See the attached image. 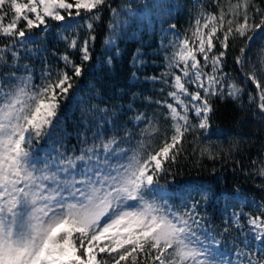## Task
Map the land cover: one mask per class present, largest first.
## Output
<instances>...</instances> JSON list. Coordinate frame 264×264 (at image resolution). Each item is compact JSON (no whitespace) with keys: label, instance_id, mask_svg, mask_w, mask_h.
<instances>
[{"label":"snow or ice","instance_id":"snow-or-ice-1","mask_svg":"<svg viewBox=\"0 0 264 264\" xmlns=\"http://www.w3.org/2000/svg\"><path fill=\"white\" fill-rule=\"evenodd\" d=\"M212 2L215 11L202 9L197 15L193 39L185 36L172 44L166 71L147 78L171 89V102L154 101L167 109V126L137 113V126L145 127L136 148L124 146L133 138L127 131L123 137L106 139L102 132H93L92 143L85 137L78 155H65L45 145L55 143L61 100L67 99L73 78L83 75V62L92 58L93 20L110 7L109 0H0V37L10 40L0 48V61L9 51L15 60L17 44L28 42L32 29L43 26L46 32L49 20L64 25L67 32L74 24H65L66 15L70 21L80 18L89 30L82 42L78 36L62 37L68 48L79 51L81 63L65 53L64 67L55 73L43 69L39 85L27 66V75L15 77L13 72L12 79L0 82V264H264V206L260 215L233 212L226 222L243 229L241 219L247 216L252 233L245 235L242 248L235 247L232 259V252L225 253L205 226L199 207L223 201L226 211L236 194L219 189L215 178L177 184L173 171L179 158L189 155L188 136L210 128L212 99L236 100L243 92L224 71L230 41H244L235 63L255 86L249 102L264 114V76L258 74L264 73V48L258 52L259 67L248 55L264 37V8L255 0ZM114 43L111 36L106 41ZM139 60L134 55L133 65ZM96 111L102 124H115L104 120L106 108ZM157 137H162L158 147ZM191 153L220 158L211 147L196 143ZM252 163L264 177V160ZM162 176L171 177L170 188L160 187Z\"/></svg>","mask_w":264,"mask_h":264},{"label":"trees","instance_id":"trees-1","mask_svg":"<svg viewBox=\"0 0 264 264\" xmlns=\"http://www.w3.org/2000/svg\"><path fill=\"white\" fill-rule=\"evenodd\" d=\"M122 1L109 0L110 7L102 9L99 20H93L92 34L96 39L90 44L92 58L83 62V75L73 78V87L69 90L67 99L61 100L59 110L61 122L55 134V143L49 141L45 145L46 150L54 146L65 155L73 153L78 155L85 137L89 144L92 143L93 132H102L105 139L114 134L118 138L123 137L126 131L134 133L132 106L137 108L140 103L133 99L141 92V85L131 81L134 72L131 62L137 44L120 42L121 53L111 57L110 65L106 64L104 53L105 41L109 35L111 9H118ZM255 3L264 8V0H255ZM211 4L204 5L210 12L216 8L215 4ZM68 19L66 15V20ZM80 25L76 28L80 34L76 36L82 42L89 30ZM20 26H24V21L20 22ZM62 26L59 22L49 20L46 32L43 31V26L30 30L29 41L23 45L17 44L18 56L15 60L10 51L3 53L4 60L0 61V82L12 79L13 72L15 77L27 75L25 72L27 66L29 72L33 73V82L39 85L43 69L50 68L55 73L64 67L61 56L65 53L76 63H81L79 51L68 48L66 43L60 41L58 32ZM9 43V38L0 37V48ZM243 43L242 40L230 41L224 61V71L229 73L232 81L243 87L241 96L236 100L212 99L214 111L211 113L210 128L207 131L197 129L188 136L185 147L189 155L180 157L178 164L173 166V171L177 173V184L182 181L198 182L215 178L219 181V189L236 194L231 204L237 197L244 198L252 205H257L256 214L260 215V206H264V177L258 174L259 165H253L252 161L264 160V114L259 113L255 103L249 102V93H255V86L246 81L244 72L235 63ZM260 44L258 40L248 53L258 67ZM258 74L262 75L259 72ZM75 94L79 95V98L73 99ZM104 108L108 110V115L115 114L110 120L115 122L114 125L102 124L96 109ZM148 116L151 119L154 114L149 111ZM160 123L167 126L165 120H160ZM195 123L198 121L195 120ZM161 139L162 137L155 139V146L160 145ZM194 143L211 147L220 158L209 160L207 157L193 156L191 148ZM170 180L171 177L162 176L159 181L160 187L170 188L172 186ZM199 211L207 220L205 226L216 235L221 248H228L234 252L235 247L243 245L241 241L250 228L244 225L243 229H237L231 223H226L230 219L223 201L218 206H206L202 203ZM225 227L228 228V232H224ZM248 235L251 236L250 233Z\"/></svg>","mask_w":264,"mask_h":264},{"label":"rangeland","instance_id":"rangeland-1","mask_svg":"<svg viewBox=\"0 0 264 264\" xmlns=\"http://www.w3.org/2000/svg\"><path fill=\"white\" fill-rule=\"evenodd\" d=\"M21 2H26V0H21ZM206 3L209 5L212 3L211 5H213L212 0H123L117 9L118 14L114 15L112 12L110 24L108 25L109 35L106 41L111 36L115 40V43L109 45L105 41L104 53L106 64L110 65L109 59L112 56H118L117 52L121 53L120 42L136 43L137 49L134 55L138 54L140 58L135 66L133 65V57L131 62L136 73L135 78L132 74L131 81L141 85V92H138L133 99V101H138L140 106L137 108L132 106V123L135 130L132 134V140L130 143L125 144V147L136 148L138 141L142 139L140 133L145 127V123L137 126V122L134 119L137 113H143L150 119V116H148V112L150 111L154 114L151 119L164 120L167 109L157 105L154 101L167 100L171 102L167 95L171 89L169 85L159 80L152 81L147 78L152 76L160 77L166 71L165 57L171 55L173 51L172 44L178 42V38L187 36L189 40L193 39L192 31L197 15L202 9L209 11L204 6ZM67 23H73L74 27L69 28L67 32L64 31V25L61 27L58 37L63 43H66V41L62 37L67 36L71 39L80 34V31L76 29L81 26L80 24L87 28L86 24L79 22L77 18L71 21L69 19L65 20V24ZM173 24L175 28L170 27ZM113 25H115L114 28ZM259 41L261 43L259 45L260 49L264 48V37H261ZM140 61H143V63H140ZM201 62H203L202 59ZM205 71H210V68L205 69ZM20 76L22 77L23 75ZM262 76H264V73H262ZM168 79L171 80V77H168ZM189 87L190 90H195L191 85ZM76 98H79V95L75 94L73 99ZM99 116L101 117L100 113ZM114 116L115 114L107 115L104 117V120L110 121ZM191 119L195 123L196 117L194 115H191ZM143 139L148 140L149 138L144 136ZM179 203L175 202L177 207H179ZM180 210L183 211V208ZM241 211L255 216L257 215L258 207L257 205H252L250 201L239 197L235 199L233 204L227 205L226 213L230 220L232 219L233 212L240 213ZM241 223L247 225V216L241 219ZM249 233L252 235L251 231L246 232L245 235ZM252 247L255 250L256 244L253 243ZM222 250L225 253L231 251L230 249ZM231 258L235 259L234 252Z\"/></svg>","mask_w":264,"mask_h":264}]
</instances>
